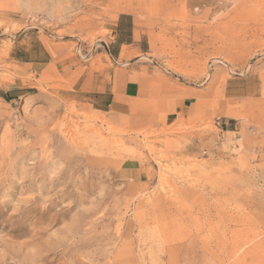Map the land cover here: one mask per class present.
<instances>
[{"label":"rangeland","instance_id":"obj_1","mask_svg":"<svg viewBox=\"0 0 264 264\" xmlns=\"http://www.w3.org/2000/svg\"><path fill=\"white\" fill-rule=\"evenodd\" d=\"M123 11L124 111L22 64L104 66ZM0 264H264V0H0Z\"/></svg>","mask_w":264,"mask_h":264},{"label":"crops","instance_id":"obj_2","mask_svg":"<svg viewBox=\"0 0 264 264\" xmlns=\"http://www.w3.org/2000/svg\"><path fill=\"white\" fill-rule=\"evenodd\" d=\"M105 28L111 33L104 40L111 59L109 63L105 61L104 66L63 61V66L60 67L59 61H56L52 52L45 46V52L49 57L21 62L28 72L36 76L60 75L64 81L63 88L74 89L83 94L90 104L98 109L113 108L124 111L130 101L145 95V86L148 82L140 74L133 76L135 60L145 53L139 42L141 33L137 28L134 14L127 11L121 12L112 25ZM198 105L197 94L187 92L178 103L168 107L166 122H174L180 116H195Z\"/></svg>","mask_w":264,"mask_h":264},{"label":"trees","instance_id":"obj_3","mask_svg":"<svg viewBox=\"0 0 264 264\" xmlns=\"http://www.w3.org/2000/svg\"><path fill=\"white\" fill-rule=\"evenodd\" d=\"M16 92L17 94L15 95V94H13V92ZM13 92H8V93H6L5 95H3L7 100H12V99H15V98H17V97H19V95H21V94H24V93H26L27 91L26 90H14Z\"/></svg>","mask_w":264,"mask_h":264}]
</instances>
